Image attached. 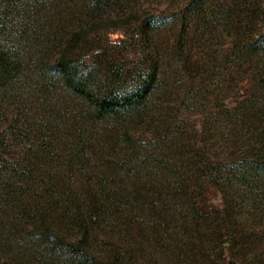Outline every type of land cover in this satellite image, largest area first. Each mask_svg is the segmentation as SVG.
I'll return each instance as SVG.
<instances>
[{"label": "rangeland", "instance_id": "374dc122", "mask_svg": "<svg viewBox=\"0 0 264 264\" xmlns=\"http://www.w3.org/2000/svg\"><path fill=\"white\" fill-rule=\"evenodd\" d=\"M144 17L158 19L147 43ZM95 23L82 33L86 59L160 63L148 103L90 123L62 93L54 101L35 91L32 67L17 99L0 104L4 158H30L25 152L46 136L56 143L50 164L39 160L34 173L78 190L86 209L89 193L108 183L94 250L85 251L90 264H264V170L243 169L264 164V0H114ZM31 186L17 208L0 189V264H81L38 248V208L53 212L59 197Z\"/></svg>", "mask_w": 264, "mask_h": 264}, {"label": "trees", "instance_id": "16d2710c", "mask_svg": "<svg viewBox=\"0 0 264 264\" xmlns=\"http://www.w3.org/2000/svg\"><path fill=\"white\" fill-rule=\"evenodd\" d=\"M79 2L72 10L66 11L67 18L61 7L63 0H0V104L5 98L18 97L19 94L14 92L16 84L24 82L32 67L37 73L35 91L54 101L62 93L63 99L74 102L82 112V117L89 119L90 123L114 117L121 119L148 103L158 83L160 63L153 61L152 66H145L138 61L131 64L111 60L105 55L102 58L99 54L94 55L96 58L93 61L86 59L81 53L82 33L92 24L94 27L88 31L96 30L95 20L99 13L111 7L114 0H81L80 5ZM15 21L17 24H14ZM157 22L156 18H141L139 31L142 41L147 43L150 40L151 29L156 28ZM84 26L86 28H82ZM22 42L31 45L23 43L20 47L18 43ZM24 46H31L32 51ZM25 123L30 131L35 130V119L31 121L27 118ZM39 139L38 146L25 152L26 155L30 154V158L11 162L4 158L0 150L3 203L17 208L22 202L16 201L18 195L24 197L32 189L31 184L50 188L52 194L59 197V207L51 212L50 208L39 206L36 226L41 241L38 248H42V253L68 252L73 262L90 264L85 251L94 250L89 238L99 214L104 212L101 202L111 198L112 191L108 183H100L93 195L89 193L92 201L86 209V203L78 190L69 187L60 190L58 182L51 175H45V179L38 172L34 173L42 169L39 160L50 164L47 159L51 148L56 145L46 136H40ZM84 139V136L78 138L73 146V149L77 148L72 153L76 160L82 157L80 148ZM248 167L264 170V164L252 163L243 166V169L249 170ZM59 175L65 183L61 172ZM20 212L21 209H17L16 213ZM108 221L106 219L105 222ZM65 226L68 227V233H64Z\"/></svg>", "mask_w": 264, "mask_h": 264}]
</instances>
